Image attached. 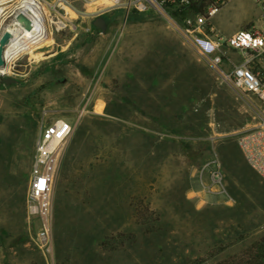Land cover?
<instances>
[{"label": "rangeland", "instance_id": "1", "mask_svg": "<svg viewBox=\"0 0 264 264\" xmlns=\"http://www.w3.org/2000/svg\"><path fill=\"white\" fill-rule=\"evenodd\" d=\"M100 7L104 33L82 15L0 84L2 152L55 119L72 124L51 191V249L32 244L38 220L20 212L0 220V264L230 262L264 241V181L236 144L259 100L224 82L173 22ZM247 14V0H231L212 23L227 36L248 28ZM213 157L224 192L204 188Z\"/></svg>", "mask_w": 264, "mask_h": 264}, {"label": "built area", "instance_id": "2", "mask_svg": "<svg viewBox=\"0 0 264 264\" xmlns=\"http://www.w3.org/2000/svg\"><path fill=\"white\" fill-rule=\"evenodd\" d=\"M106 1L109 8H121L125 16L131 12L154 13L173 22L224 82L259 100L258 121L240 131L236 144L248 166L264 181V0H251L258 11L256 23L227 36L216 30L212 18L231 0H211L210 4L207 0ZM197 7L202 11L197 12ZM101 11V7L94 12L78 10L69 0H0V38L5 32L10 33L2 50L0 84L4 78H16L19 73L16 67L22 59L31 57L43 39L48 37L53 41L54 30L70 28L72 21L82 15H93L94 20ZM175 17L180 21L176 22ZM71 131V122L58 118L42 125L35 143L25 212L28 222L33 218L38 220L31 242L41 251L51 249V191L59 149ZM204 171L210 181L204 188L224 192V176L216 157L202 166L201 174Z\"/></svg>", "mask_w": 264, "mask_h": 264}, {"label": "crops", "instance_id": "3", "mask_svg": "<svg viewBox=\"0 0 264 264\" xmlns=\"http://www.w3.org/2000/svg\"><path fill=\"white\" fill-rule=\"evenodd\" d=\"M247 2L249 14L242 17L241 27H250L257 20V9L251 0ZM239 29L235 28L229 35ZM37 138L28 134L23 141L6 146L3 152L0 147V181L3 183L0 186V220L7 219V223L11 219L20 217V212H23L26 217L25 200ZM2 199L5 201L4 205L1 204Z\"/></svg>", "mask_w": 264, "mask_h": 264}, {"label": "trees", "instance_id": "4", "mask_svg": "<svg viewBox=\"0 0 264 264\" xmlns=\"http://www.w3.org/2000/svg\"><path fill=\"white\" fill-rule=\"evenodd\" d=\"M197 12H201V8H195ZM136 13V12H131ZM140 14V13H136ZM106 21V15L102 16ZM222 264H264V241L254 242L244 251H242L238 256H235L230 260Z\"/></svg>", "mask_w": 264, "mask_h": 264}, {"label": "water", "instance_id": "5", "mask_svg": "<svg viewBox=\"0 0 264 264\" xmlns=\"http://www.w3.org/2000/svg\"><path fill=\"white\" fill-rule=\"evenodd\" d=\"M93 25L95 27L100 28L101 32L104 33L106 30V21L102 16H97L94 20H93ZM10 38V33L9 32H5L2 37L0 38V66L4 65V60L2 57V50H3V46L8 42ZM15 81L13 78H4L3 79V83L5 85H10L13 84Z\"/></svg>", "mask_w": 264, "mask_h": 264}, {"label": "bare ground", "instance_id": "6", "mask_svg": "<svg viewBox=\"0 0 264 264\" xmlns=\"http://www.w3.org/2000/svg\"><path fill=\"white\" fill-rule=\"evenodd\" d=\"M106 4L108 5L109 2L106 1V0H97V1H94L93 3H90L89 6H88V9L87 11L88 12H94V11H97L100 7V5L102 4ZM70 14L72 15V13L70 12ZM73 16V15H72ZM52 40L50 38H45L43 39L42 42L39 43V46H37L36 48H34V50L31 52V57H38V56H43V54H41L39 52L40 49L46 47V46H49L51 44ZM6 49V48H5Z\"/></svg>", "mask_w": 264, "mask_h": 264}]
</instances>
